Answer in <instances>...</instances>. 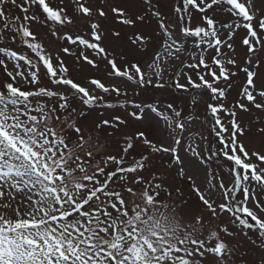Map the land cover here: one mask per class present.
Here are the masks:
<instances>
[{"label":"snow or ice","instance_id":"snow-or-ice-1","mask_svg":"<svg viewBox=\"0 0 264 264\" xmlns=\"http://www.w3.org/2000/svg\"><path fill=\"white\" fill-rule=\"evenodd\" d=\"M10 2L23 15L9 18L5 12L9 0H0L4 21L0 40L5 32L13 33L11 41L19 38L33 56L0 47L4 57L0 67L11 81L0 84V209H4L0 211V264H264V239L251 242L254 257L245 258L244 249L246 229L258 226L259 236L264 237V219L247 206L251 198L264 214V205L256 199L264 194V149L245 148L238 138L246 135V129L237 121V112H249L248 105L264 111V87L258 89L254 82L261 64L259 53L264 50V0H180L172 8L175 22L167 24L169 14L161 0H138L132 11L108 0L99 5L69 0L71 11L64 0L55 6L50 0ZM218 10L232 20L219 23ZM109 13L125 27L150 25L153 19L157 26L151 32L126 34L127 52L106 48L107 33L98 21L107 20ZM194 13L200 23L192 26ZM180 22L184 24L177 38L174 30ZM34 23L78 49L60 51L74 57L79 70L82 63L96 69L101 61L109 78L131 83L130 96L115 84L88 81L105 94L124 97L123 107L132 110L84 128L81 118L86 113L72 101L78 99L87 107L102 103L103 97L77 81L59 53L53 56L46 50L32 30ZM240 29L246 33L241 39L246 54L238 63L222 48L235 51L231 41ZM225 31L222 40L220 33ZM154 35H160L161 41L155 42ZM111 36L114 41L122 39L119 29H112ZM209 49H215L210 62L204 55ZM88 50L95 59L86 54ZM137 52L142 53L140 60ZM186 53V59L195 62L181 60ZM172 61L188 69L173 77L177 90L203 89L213 101L207 110L219 148L212 156L225 158L233 173L232 187L219 183L224 198L219 204L193 183L199 201L194 210L187 207V198L174 180H191L185 168L202 167L205 158L186 139L187 159L180 154L188 121L176 106L178 97L145 99L150 91L167 92L169 81L164 76ZM238 73L244 74L246 82L239 99L226 107L227 91ZM18 78L29 85L27 90L18 86ZM44 79L54 87L41 86ZM220 113L231 118L227 124ZM153 116L158 120L153 122ZM160 121L169 129L168 136L150 139L151 127ZM136 122L148 127H135ZM254 135L264 138V126H258ZM113 145L116 151L109 150ZM208 183L215 190L211 180ZM237 191L242 193L240 204L233 199ZM224 213L227 221L222 220Z\"/></svg>","mask_w":264,"mask_h":264},{"label":"rangeland","instance_id":"rangeland-1","mask_svg":"<svg viewBox=\"0 0 264 264\" xmlns=\"http://www.w3.org/2000/svg\"><path fill=\"white\" fill-rule=\"evenodd\" d=\"M22 2L23 0H17V3ZM50 2L53 4V6H55L60 3V0H50ZM90 2H94L95 4L99 5L101 3V0H90ZM108 2L116 6L126 8L129 11L135 10V7L138 5V0H134V2H130V0H108ZM64 3L66 5H69V11H71L69 0H64ZM179 3L180 0H161L162 8L169 14L168 19L165 20L166 24L169 23V21L175 22L176 17L175 13L172 11V8L173 5L179 6ZM105 11L108 10L105 9ZM5 12L7 13L9 18L15 16H21L22 18L23 15L11 4L10 0L9 3L5 5ZM215 16L219 23L230 22L232 20V16L230 14L219 10L215 14ZM98 22L101 24L103 31L107 33L104 38L103 46H105L106 48L115 47L118 51L124 52L128 51L126 34H130L135 31L151 32L157 26L156 21L153 19L150 25H141L137 26L136 28L125 27L120 25L119 23H115L111 13H109L107 20H99ZM191 23L192 26L200 23L199 14H193ZM183 24L184 22H180L176 25L174 31L177 38H179L180 36V28L183 26ZM3 27L4 21L0 20V29H2ZM114 28L121 31L122 39L120 41H114L111 36V30ZM32 30L36 34L37 39L43 43L47 51L51 52L53 56L59 53L60 57L69 67V69L71 70V74L76 78L77 81L81 82L83 86L89 88L90 92H92L93 94L103 97L102 103L98 102L95 105L87 107L81 105L78 99L72 101L74 107L83 109V111L86 113V116L81 118V122L84 128L91 129L98 121L102 119L110 118L114 114H120L123 116L126 114V111L132 110L131 108L125 109V107H123V105L126 103L124 97H117L115 93L111 92L105 94L99 89H96L94 86L88 84V81L95 78L100 79L101 82L105 83L106 86L115 84L121 88L122 92L127 90L130 96L134 87L131 83L126 82L123 79L109 78L107 75L105 63L101 61H97L99 67L96 69L91 68L86 63H82V70H79L81 68V65L76 64L75 58L60 51L63 47H69L71 51H78L75 46L68 44L66 41L58 40L56 37L51 35L48 27L42 26L40 24H32ZM83 31L85 34H87V27H85ZM12 35L13 33L5 32L3 40H0V47H7L9 49L16 50L17 52H22L24 54H28L29 56H33V54H31L29 50H27L23 45L20 44L19 38H17L16 42L13 43L10 39ZM245 35L246 33L244 29H240L236 32L231 41L235 49L234 52L229 51L226 47L222 48V51L227 53L228 56L236 58L238 63L244 59L246 54V48L241 44V39ZM220 36L222 40L226 39L227 31L220 33ZM161 39L162 37L160 35L153 36V40L155 42H159L161 41ZM188 43L191 44L192 41L189 40ZM86 54H88L90 58L95 59L94 54H92L90 50H88ZM187 55L188 53H186L185 56H181L180 59L185 61V63L195 62L194 60L186 59ZM204 55L210 62L212 56L215 55V49H209L204 53ZM259 55L261 57V64L257 69L258 76L254 78L255 85L258 89L264 87V50H261ZM3 58V55L0 54V59ZM141 58L142 53L137 52L136 59L140 60ZM147 58L148 57H144V59ZM129 59H131V57H129ZM11 69L12 64L9 63V70ZM41 71H43V69H41ZM177 71L186 72L188 71V69L181 65L178 61L170 62L168 64L167 72L164 76V79L169 81L167 92L153 93L150 91L148 96H145V99H148L151 96H155L156 99H165L167 101L171 100L173 95L178 97V99L176 100V106H178V108L182 111L184 119L188 121V123L185 124L186 131L183 133L180 154L182 158L187 159L186 157H184L183 152L184 142L186 139L189 143L196 146L197 150L201 154V157L205 158L202 167L185 168V172L187 173V176H191V180L187 179V177L174 180V183L181 189L184 196L187 198V207L194 210L199 206V201L193 190V183L195 187L200 188L201 192L205 194L206 198L214 201L215 204H219L224 202V198L220 194L219 183L222 181L227 187H232L233 173L230 172L229 162H227L225 158H216L212 156V152H215L219 148L217 137L215 136L214 132L210 131L213 121L211 119L210 111L207 110L208 103H213V101H211L208 92L203 89L192 90L190 92H181L177 90L175 88L173 79ZM233 71H236V69H233ZM190 74L193 75V79H196L195 73ZM232 79L234 81L233 86L230 90L227 91V99L224 101L226 107L233 105L239 99L241 85L246 82V78L243 73H238V76L233 77ZM5 81L11 82L6 76L4 69L0 67V84H3ZM180 82L184 83L185 81L183 80V78H181ZM44 85H47L48 87H54L47 81V79L43 80V84L41 86ZM18 86H20L22 90H27L29 88V85L25 84L22 80H19V78ZM219 86L224 87L225 85L223 84V82H221ZM193 98H195L196 100L195 104L192 103ZM108 104L113 105V107H107ZM248 107L250 108L249 112H237V121L241 124L242 127L246 129V135L241 136L238 139L245 145L246 149H264V138L254 135L258 126H264V124L259 123L261 121H264V111L257 110L251 105H248ZM220 116L222 121L226 124L231 119L229 116L223 113H220ZM157 120L158 118H156L155 116L152 117L153 122ZM135 127L144 128L148 127V124L136 122ZM129 130L132 129L130 128ZM168 132L169 129H167L166 125H164L163 122L160 121L158 125L154 123L151 127L149 138L153 140L163 139L168 136ZM177 133H179V130H177ZM109 150L116 151L117 149L113 145ZM137 151H146V149H137ZM156 163L158 166L160 161L157 160ZM171 175L175 177V170L172 171ZM210 180L212 184L216 186L215 190H213L209 186L208 182ZM233 199L236 204H240L242 193L240 191L233 193ZM256 199L260 201L261 205H264V194H257ZM247 206L250 207L253 211L257 212L260 218L264 219V214H261L259 212L251 198H249ZM0 211H4V209H0ZM9 214L11 215V213ZM241 216L242 218H247L251 224L255 225V221H252L250 217L246 216V214H241ZM222 220H228V213H224L222 215ZM235 227L238 229L240 226L236 224ZM245 231L248 233L247 237L245 238L247 243L244 246L245 258H251L255 255L254 246L251 242L255 241L258 243L259 240L264 239V237L259 236L258 226H255L252 229H246ZM221 236H223L222 233ZM225 239L230 238L225 237Z\"/></svg>","mask_w":264,"mask_h":264}]
</instances>
